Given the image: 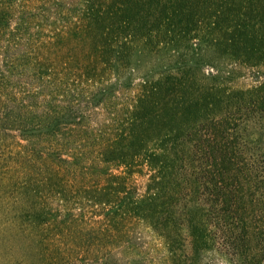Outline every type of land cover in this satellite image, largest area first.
<instances>
[{
  "label": "trees",
  "instance_id": "trees-1",
  "mask_svg": "<svg viewBox=\"0 0 264 264\" xmlns=\"http://www.w3.org/2000/svg\"><path fill=\"white\" fill-rule=\"evenodd\" d=\"M258 29L264 0H0V227L21 264H185L174 229L196 253L197 223L263 242L264 81L190 55L252 64Z\"/></svg>",
  "mask_w": 264,
  "mask_h": 264
},
{
  "label": "rangeland",
  "instance_id": "rangeland-1",
  "mask_svg": "<svg viewBox=\"0 0 264 264\" xmlns=\"http://www.w3.org/2000/svg\"><path fill=\"white\" fill-rule=\"evenodd\" d=\"M258 30L255 36L257 38V43H259V52L256 51L254 57L251 56L252 64L235 60L230 55H221L219 58L216 51L214 53L212 51H204L197 46L193 48L194 52L190 54L191 60L193 63H197L198 66L202 67V73H215V68L212 67L215 64L211 65L209 64L210 62L206 64V61H208L210 57H216L219 61L218 66H216L219 71L223 74L227 72L230 73L228 76L229 80L226 82L228 86H233L235 89L255 87L264 81V32ZM198 38L194 39L195 44H197ZM247 54L248 51L245 55ZM158 58L160 57L156 58L157 63L159 60ZM135 78V81H137L138 76L135 75ZM137 181L139 186L145 181V178H139ZM197 224L199 226L198 231L201 233L204 244H200L202 247L198 248L199 251L196 253L191 248L192 245L190 246V240L185 231V227L182 228L183 230L180 228L174 229L175 232L183 234V237H178V246L181 251L180 255L186 256L187 261L185 264H264V241L258 242V240L252 239L248 244L243 245V247L240 245L239 249L233 250L222 241L220 243L217 241L216 243V241L213 240V233L216 232L213 227L210 228V226L206 227L204 224ZM136 230L142 238L141 241L148 243V250H151L154 257H158L159 253L154 252L153 249L154 246L156 247L159 243L155 240L153 234L144 227H137ZM2 231L3 228L0 227V264H21L19 260L20 257L16 254L17 252H14L13 246L1 238L3 235ZM159 248V251H161L162 246ZM161 252H164V255L161 254L163 257H168L164 250ZM112 253L113 257H128V249L126 247L112 248ZM159 257L162 256L159 255Z\"/></svg>",
  "mask_w": 264,
  "mask_h": 264
}]
</instances>
